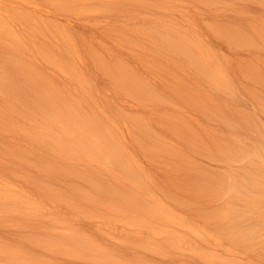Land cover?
<instances>
[{"label": "rangeland", "instance_id": "374dc122", "mask_svg": "<svg viewBox=\"0 0 264 264\" xmlns=\"http://www.w3.org/2000/svg\"><path fill=\"white\" fill-rule=\"evenodd\" d=\"M79 1L0 0V24L3 25L0 27V105L3 93L6 95V90L11 91L22 102L23 109L34 112L37 119L42 121L43 112L38 106L48 103L34 96L29 80L23 73L24 68L25 72L30 73L31 80L36 82V90L49 86L48 81L55 84L49 86L55 92H44L45 98L57 97V92H62L70 103H91V109L95 111L93 115L107 126L104 133L111 143L115 144L116 140L125 138L133 152L131 158L135 159L134 163L137 165L138 161L141 162L149 174L148 177L131 179L134 185H129L128 178L124 180L126 185H112L118 189L116 195L121 199L133 193L135 200L142 192L138 199L141 200L142 197L151 198V193V204L157 206L159 201L165 199L163 190L168 186L170 201L167 207L170 210H167V217L158 222L150 220L157 232L153 235L158 237L157 240L164 239L176 227L180 218L176 148L180 146L177 115H180L183 102H180L182 98L177 95V90L169 92V87L175 86L177 82V73L171 76L170 72L173 69L175 74L178 67L175 65L183 63V68L180 65L178 68L184 69L181 70L184 77L195 74L197 86L202 85L205 79L208 80L209 66L201 59L190 58L189 50L186 49H215L213 55L217 58L226 53L227 56L231 55L229 47H257V37L260 30L264 29V15L248 11L259 10L257 7L264 8V0H125L133 12L117 20L112 17L115 8L121 5V0H85L78 7L71 4ZM146 6L152 8L147 10L146 15L137 11ZM158 6H168L172 11H165L166 7ZM197 10L201 14L207 11L219 13L218 18L226 16L232 20L221 24L217 19H199V25L194 30L185 29L179 33L175 25L183 24V13H196ZM63 11L68 13L70 19L58 15L60 24L56 26L50 23V19L53 21ZM238 18L250 21L252 27L246 25L242 29ZM70 25L75 29L70 28ZM166 29L178 33L172 36L176 42L169 39L164 32ZM194 38V46L187 43V40ZM220 41L224 42L223 49H220ZM255 42L257 44L254 45ZM185 43L188 47L182 48ZM121 54L126 55L124 59H129L120 60L118 55ZM122 66L132 68L142 78H122ZM74 70H77L76 76ZM212 75L211 78L214 77V71ZM126 83L142 86L140 91L135 92ZM46 113H49L47 109ZM129 113L133 114V119L124 117ZM168 113L172 122L168 120ZM142 117L147 121L144 122ZM7 119L3 117L0 121V199L3 201L5 196L7 200L0 203V219L4 218V223L8 224L7 229L3 227L4 230H0L1 248L29 250L28 245L37 246L34 243L53 248L42 250L41 254H33L27 264H62L64 259L84 264H165L166 259L179 254L176 236L136 249L122 245L124 240L119 242L112 238V242H105L106 245L114 243L123 253V259L118 250V256L111 260L113 256H107L102 251L77 248L67 241L45 242L46 235L59 230V227H43L44 234L34 232V228L27 230L25 222L35 217L53 218L56 224L57 218L94 216L106 224L120 223L121 228L116 229L120 231L125 229L122 228L121 219L128 220L130 216L123 213L127 209L124 203L122 212L105 205L98 209L84 210L80 201L84 193L97 194L94 187L96 184L92 181L90 186L84 184L83 177L77 173L79 168L83 171L85 164H90L88 159L66 152L53 143L57 151L47 148L46 143L40 145L31 135L40 127L33 129L32 126L30 129L27 123L25 126L22 123L25 129L17 130L10 124L12 120ZM142 123L146 125L143 129L139 128ZM48 132L56 134L60 130L54 127ZM62 134L60 136L65 138V133ZM165 135L172 138L175 149L167 150ZM35 152L40 153L41 157H36ZM170 154L172 157L166 160ZM110 177L111 181L107 184L118 182L116 177ZM76 183L80 186H74ZM135 191L137 194H134ZM137 226L128 224L126 228L138 231ZM16 230L22 233L23 240L13 238L17 234ZM9 232L11 234L8 235ZM59 242L63 246L57 247Z\"/></svg>", "mask_w": 264, "mask_h": 264}, {"label": "bare ground", "instance_id": "6f19581e", "mask_svg": "<svg viewBox=\"0 0 264 264\" xmlns=\"http://www.w3.org/2000/svg\"><path fill=\"white\" fill-rule=\"evenodd\" d=\"M84 2L85 0H81L71 4L78 7ZM120 4L113 12V20L126 18L133 12L125 0H121ZM159 7H166L164 10L168 12L172 11L168 6L157 8ZM149 8L152 9L146 6L137 11L146 15ZM257 9L259 10L247 11L264 15V8L257 7ZM58 15L69 18L68 13L63 11L57 14L53 21L50 19V23L59 25ZM183 15L185 17L183 24L175 25L179 33L184 32L185 29L194 30L199 25V19H217L221 24H227L232 20L226 16L220 19L219 13L211 11L202 14L198 10L196 13L186 11ZM238 21L242 29L246 25L252 27V23L248 20L238 18ZM70 28L75 29L71 25ZM164 32L170 40L176 42L172 36L178 34L177 32L167 29ZM91 35L93 36L94 33ZM257 39L259 40L257 47L252 45L247 48L241 45L229 47L231 55L227 56L226 53V56L217 55V58L213 55L215 49L204 51L195 48L186 49L189 50L190 58L201 59L209 66L208 80L205 79L204 82L200 80L203 82L202 85L197 86L195 74L184 77V73H181L184 70L181 69L183 68L181 66L185 65L183 63L175 65L181 67L180 69L177 67L175 74L173 69L170 72L171 76H176L177 73V82L175 86L169 87V92L177 90V95L183 99L178 97L183 103L182 107L181 104L179 105L182 108L180 115H177L179 122L178 124L175 122L177 126L180 124L178 129L180 138L177 137L180 139L179 148H176L170 136L165 135L167 150L178 149L177 195L180 201L178 210L180 218L176 227L161 240H157L158 237L153 235L157 232L150 220L158 222L159 219L167 217V210H170L167 207L170 201L168 186L163 190L165 199L159 201L157 206L151 204L152 194L149 192L151 198L142 197L138 200L141 192L135 200L132 197L133 193L120 199L116 195L118 189L112 185L120 187L126 185L124 182L126 178L129 185H134L131 179L149 176L141 162L138 161L137 165L134 163L135 159L131 158L133 152L129 149L126 139L116 140L115 144L111 143L110 138L104 133L107 126L93 115L95 111L91 109V103H70L62 92H57V97L45 98L44 92L48 90L55 92V89L50 88L55 84L48 81L50 87L45 86L36 90V82L31 80L30 73L25 72L24 68L23 73L29 80L34 96L43 98L48 103L38 106L43 112L42 121L37 119L34 112L23 109L22 102L8 90H6L8 94L3 93L0 121L3 117H8L7 120H12L10 124L17 130L25 129L23 126L26 123L30 129L32 126L33 129L40 127L41 129H36L31 134L40 145L46 143L45 146L54 151H57L53 148L54 145H59L66 152L88 159L90 164H85L83 171L79 168L77 173L83 177L84 184L90 186L91 181L96 184L94 187L97 194L84 193L80 200L84 210L98 209L105 205L114 211L122 212V203H124L127 209L123 213L130 216L128 220L121 219L122 228L125 229L120 231H118L121 228L120 223L106 224L102 220L95 219L94 216L57 218L56 224L53 218L34 216L35 218L25 222L24 227L27 230L34 228V232L38 234H44L43 227H59V230L46 235L45 242L67 241L69 245H75L77 248L102 251L107 256H113L111 260L114 256H118V250L123 259V253L114 243L106 245L105 242H112V238L119 242L124 240L122 245L136 249L176 236L179 254L166 259L165 264H264V29L260 30ZM187 43L195 45V38L187 40ZM187 43L183 44L182 48L188 47ZM220 43L222 44L220 49H223L224 42L220 41ZM110 55L113 57L112 52ZM125 56L121 54L118 58L128 60V57L123 58ZM12 67L17 70L16 66ZM212 71H214L213 78H211ZM73 74L76 76L77 70H74ZM120 76L142 78L128 66H122ZM126 84L134 88L135 92L140 91L142 86V84ZM45 108L49 113L45 114ZM170 113L167 114L169 121ZM124 117L133 119V114H126ZM175 118L173 119L176 120ZM142 120L147 121L145 117H142ZM142 124H139L141 129L146 127ZM54 127H57L60 133L49 134L48 131ZM62 132L65 133V138L60 136L63 135ZM35 156L41 157L38 152H35ZM171 157L170 154L166 160ZM110 175L116 177L118 182L107 184L111 181ZM74 186L78 187L80 184L76 183ZM134 194L137 192L135 191ZM6 201L5 196L3 201L0 199V203ZM69 203L72 204L70 201ZM3 220L0 219L1 231L8 228V224ZM128 224L138 225V231L126 228ZM21 236L22 233L17 231L13 238L23 240ZM34 244L39 247L28 245L29 250L0 247V264H27L33 254H41L42 250L53 249L46 244L45 247L40 243ZM60 246H63L62 242L57 244V247ZM64 260L61 261L62 264H84V262Z\"/></svg>", "mask_w": 264, "mask_h": 264}]
</instances>
